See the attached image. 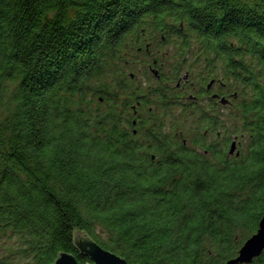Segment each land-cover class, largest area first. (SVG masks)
<instances>
[{
	"label": "trees",
	"instance_id": "obj_1",
	"mask_svg": "<svg viewBox=\"0 0 264 264\" xmlns=\"http://www.w3.org/2000/svg\"><path fill=\"white\" fill-rule=\"evenodd\" d=\"M263 212L264 0H0V264H84L72 227L132 264H228Z\"/></svg>",
	"mask_w": 264,
	"mask_h": 264
},
{
	"label": "water",
	"instance_id": "obj_2",
	"mask_svg": "<svg viewBox=\"0 0 264 264\" xmlns=\"http://www.w3.org/2000/svg\"><path fill=\"white\" fill-rule=\"evenodd\" d=\"M232 147L233 140L229 145V151H232ZM255 228V231L247 236L238 247L237 253L233 257L228 258L226 263L243 264L264 249V212L260 215ZM72 230L71 242L78 252L86 255L88 258V261H84V264H132L116 252H112L101 246L85 230H77V228L73 227ZM55 254L56 256L53 261L48 264H81L70 251L56 250ZM135 264L141 263L137 262Z\"/></svg>",
	"mask_w": 264,
	"mask_h": 264
},
{
	"label": "flooded vegetation",
	"instance_id": "obj_3",
	"mask_svg": "<svg viewBox=\"0 0 264 264\" xmlns=\"http://www.w3.org/2000/svg\"><path fill=\"white\" fill-rule=\"evenodd\" d=\"M138 64L142 65V64H146L147 69L145 70L146 73H148V75H150L149 77H146L145 75H143L141 73L140 75V71H139V76H136V82H135V87L137 90H142V93H140L139 97H135L133 100H131V102L128 104L129 106V114L131 112H136L137 117H139L138 115L143 114L147 111H150L151 109H160V98H156V97H146L149 99V101L146 100V98L141 97L142 94L147 95L148 94H154V88L158 89L159 92V86H158V78H160V75H157V72L160 70V65H158L157 61H156V51L154 48V52L151 55V59L148 61H141L138 62ZM203 81H201L200 83L198 82H193L192 80H189V76H187L186 78L184 77L182 80L178 79L174 84H181V86L184 88V91L188 89V87H191L193 89L203 86L202 84ZM206 83V84H205ZM205 84V90L203 91L204 93H201V96H206V100L209 101L208 104L209 106L214 105L215 107H218L219 109H226L229 106L228 102H223L221 99V91L224 88V84L220 81L217 80L215 76H211L208 78V80L204 81ZM178 93H175L174 95H172L173 97V104H175L176 100L175 97L177 96ZM208 108H211L209 107ZM132 122L135 124V119H132ZM135 129L133 128V131ZM218 135L220 134V132L217 133ZM222 137H217L215 142L220 143ZM224 143V141H223ZM223 144H221L220 146L222 147ZM238 145V141L236 140L235 144H234V149H237ZM233 150V149H232ZM229 153L232 151H228Z\"/></svg>",
	"mask_w": 264,
	"mask_h": 264
},
{
	"label": "rangeland",
	"instance_id": "obj_4",
	"mask_svg": "<svg viewBox=\"0 0 264 264\" xmlns=\"http://www.w3.org/2000/svg\"><path fill=\"white\" fill-rule=\"evenodd\" d=\"M242 139V143H243ZM11 239H7L6 237H1L0 238V252L5 253L8 251V245H10Z\"/></svg>",
	"mask_w": 264,
	"mask_h": 264
}]
</instances>
